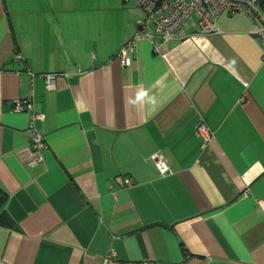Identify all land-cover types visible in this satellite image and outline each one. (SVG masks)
Returning a JSON list of instances; mask_svg holds the SVG:
<instances>
[{
	"label": "crops",
	"instance_id": "1",
	"mask_svg": "<svg viewBox=\"0 0 264 264\" xmlns=\"http://www.w3.org/2000/svg\"><path fill=\"white\" fill-rule=\"evenodd\" d=\"M222 16L123 66L134 4L0 0V264H264V43Z\"/></svg>",
	"mask_w": 264,
	"mask_h": 264
},
{
	"label": "built area",
	"instance_id": "2",
	"mask_svg": "<svg viewBox=\"0 0 264 264\" xmlns=\"http://www.w3.org/2000/svg\"><path fill=\"white\" fill-rule=\"evenodd\" d=\"M131 1L136 7L141 9L145 15L140 22V30L135 34L133 39L129 41L123 49L120 50L118 56L123 66H129V51L134 50L142 40L151 41L155 44L154 50L158 54L164 53L167 43L171 40L186 39L192 30H197L203 35L221 33L218 27V19L223 13L227 12L230 16L238 13L248 14L250 18L257 19L262 23V27H257L261 34V41L264 43V19L259 16L256 8L260 0H125ZM161 41V44L159 43ZM46 87L48 90H54L55 78L45 77ZM17 110H23L22 106H18ZM33 124L30 126L32 133L31 148L35 150V157L30 166L36 167L40 165L43 158L40 151L45 148L46 140L42 136L34 123L41 116L34 114L32 117ZM200 137L204 143L210 141L213 133L205 125H201L198 129ZM159 175L162 177L170 174V169L161 155H157L155 163ZM125 186H131L125 180ZM246 195V194H245Z\"/></svg>",
	"mask_w": 264,
	"mask_h": 264
},
{
	"label": "trees",
	"instance_id": "3",
	"mask_svg": "<svg viewBox=\"0 0 264 264\" xmlns=\"http://www.w3.org/2000/svg\"><path fill=\"white\" fill-rule=\"evenodd\" d=\"M257 10H258V14L260 17H262L264 19V0H260L258 3H257V6H256ZM244 14V13H243ZM246 15L247 17L250 18V16L248 14H244ZM250 20L257 26V27H262V23L259 22V20L257 19H253V18H250ZM255 33V36H256V39L257 41H261V34L259 32H254ZM209 128V127H208ZM214 136V135H213ZM213 138V137H212ZM202 139V138H201ZM203 140V139H202ZM204 141V140H203Z\"/></svg>",
	"mask_w": 264,
	"mask_h": 264
},
{
	"label": "rangeland",
	"instance_id": "4",
	"mask_svg": "<svg viewBox=\"0 0 264 264\" xmlns=\"http://www.w3.org/2000/svg\"><path fill=\"white\" fill-rule=\"evenodd\" d=\"M130 3V5H133V3L131 2V1H129L128 2V4ZM237 16H240L241 18H242V16L243 17H247L246 15H244L243 13H238V14H236ZM227 16V15H226ZM235 16V15H234ZM144 17H145V15H144ZM223 17V16H222ZM222 17H221V19H222ZM229 17V16H228ZM248 18V17H247ZM144 19V18H143ZM221 19H220V21H219V28L221 29Z\"/></svg>",
	"mask_w": 264,
	"mask_h": 264
},
{
	"label": "water",
	"instance_id": "5",
	"mask_svg": "<svg viewBox=\"0 0 264 264\" xmlns=\"http://www.w3.org/2000/svg\"><path fill=\"white\" fill-rule=\"evenodd\" d=\"M196 33H198V31H196Z\"/></svg>",
	"mask_w": 264,
	"mask_h": 264
}]
</instances>
